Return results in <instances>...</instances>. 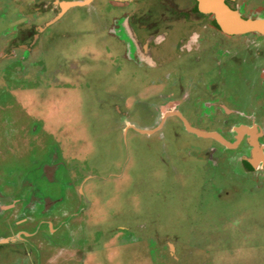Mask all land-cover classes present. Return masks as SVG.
<instances>
[{"label":"rangeland","instance_id":"1","mask_svg":"<svg viewBox=\"0 0 264 264\" xmlns=\"http://www.w3.org/2000/svg\"><path fill=\"white\" fill-rule=\"evenodd\" d=\"M138 1L0 0V206L35 203L33 195L82 213L54 238L70 247H38V264H264L262 171L247 174L240 159H250L248 150L232 152L189 134L176 113L196 126L201 118V127L230 140L248 120L192 116L182 107L184 81L179 90L155 81L162 71L152 75L145 63L131 70L120 57L119 67L108 58L107 47L122 51L107 40V15L125 17ZM71 2L82 5L62 13L60 3ZM234 4L243 19L264 18V0ZM15 46L23 49L12 56ZM236 86L241 105L257 108L254 117L264 123L261 87ZM176 91L177 100L165 96ZM158 112L171 115L164 120ZM27 227L0 208V239ZM27 248L0 245V264H35L38 253Z\"/></svg>","mask_w":264,"mask_h":264},{"label":"flooded vegetation","instance_id":"2","mask_svg":"<svg viewBox=\"0 0 264 264\" xmlns=\"http://www.w3.org/2000/svg\"><path fill=\"white\" fill-rule=\"evenodd\" d=\"M225 1L229 8L235 9L239 15H242L240 5L234 4L236 0ZM197 2L198 0H194L193 3L191 0H139L132 4L133 6L125 17L108 16L105 13L107 20L103 23V28L106 29L105 35H109L107 40L119 45L122 51L118 56L114 49L107 47L108 58L110 62L113 59L112 65L119 67L121 62L116 60L120 57L124 63H122V68L125 65L131 70L134 67L133 64L145 63L152 67V75L157 71H162V76L155 81H172L179 90L182 81H184L188 93L185 96V101L182 102V107L188 105L190 107L189 113L192 116L207 115L209 117L233 118L240 116L246 118L248 123H245V127L238 124V129L232 131L234 138L230 140L224 136L223 128H219L223 132L216 129L211 131L208 130L209 128L201 127V118L199 126H196L188 121L181 111L176 113L184 128L190 132L189 134H196L205 140L214 139L212 141L221 148L227 147L232 152L245 154L248 150L246 156H250L256 165H252L250 159L243 158L244 156L241 154L242 157L239 156V159L241 157V168L243 171L249 172L247 174L251 173L253 177H258L261 171L264 175V168H262L264 123L263 121L258 122L254 117L255 112L258 111L257 108L241 105L236 86L238 81H243L244 86L255 81L264 92V34L254 32L227 34L217 26L213 14H204L197 10ZM188 3L192 4L188 6ZM209 19L213 23H208ZM115 22L119 29L115 30V35H112L113 28L111 29V27H114L113 23L115 24ZM180 23L186 24L181 26ZM172 25L178 26L172 27ZM27 45L29 46V43H26L25 47ZM15 48L23 49L17 46L13 47L9 51L12 56H15ZM24 50L30 52L31 48H24ZM70 68L80 67L71 64ZM195 71L196 73H194ZM198 83L201 84L199 89L197 88ZM169 95L177 100L179 92L176 91L174 94L166 92L165 96ZM161 99L162 97L158 96L153 101L158 104ZM257 105L261 106V101H258ZM139 110L146 114L159 111L153 107H139ZM260 112L264 116V106ZM158 113L160 119L164 120L172 114L171 112V114ZM230 131H226L227 134ZM239 131L243 134H240ZM228 136L231 135L228 134ZM245 147L246 150H244ZM213 161L216 162L217 158ZM30 188L32 191V187ZM31 196L32 200H36L35 203H28L27 201L21 206L20 202L17 208L15 203L18 200L13 199L5 207L0 206L14 224L25 223L28 226L27 230L19 229L14 236L1 238L0 245L16 241L20 246L28 247L27 250L30 252L38 253L34 256L35 264H38L43 258V254L37 249L38 247H42L41 249L46 250V252L49 249L54 251L61 248L67 250L70 247L69 244L62 246L58 242L61 238L57 239V242L54 238L60 235V227L67 225L69 218H79L78 215L82 213L71 214L67 209L59 210L56 206V200L50 198L36 199L33 195ZM15 212L22 217L18 220L15 219ZM41 227L48 232L47 235L44 230L40 234ZM42 232L44 233L42 234ZM22 241H26L27 244L22 243Z\"/></svg>","mask_w":264,"mask_h":264},{"label":"water","instance_id":"3","mask_svg":"<svg viewBox=\"0 0 264 264\" xmlns=\"http://www.w3.org/2000/svg\"><path fill=\"white\" fill-rule=\"evenodd\" d=\"M197 10L204 14H213L217 26L227 34L259 33L264 34V19H243L236 11L231 10L224 0H198ZM82 5V3H60L62 13L71 7ZM51 23L45 25L40 31ZM208 136V135H207ZM211 136V135H210ZM213 136V135H212ZM215 137V136H213ZM263 166L264 168V159ZM253 164V159H250Z\"/></svg>","mask_w":264,"mask_h":264},{"label":"crops","instance_id":"4","mask_svg":"<svg viewBox=\"0 0 264 264\" xmlns=\"http://www.w3.org/2000/svg\"><path fill=\"white\" fill-rule=\"evenodd\" d=\"M254 164V163H253Z\"/></svg>","mask_w":264,"mask_h":264}]
</instances>
